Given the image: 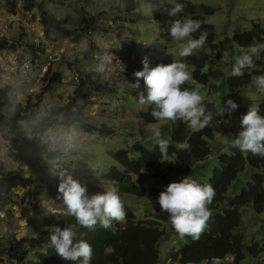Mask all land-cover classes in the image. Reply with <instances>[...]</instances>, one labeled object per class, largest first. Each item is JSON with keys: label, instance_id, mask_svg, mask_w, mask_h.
<instances>
[{"label": "rangeland", "instance_id": "rangeland-1", "mask_svg": "<svg viewBox=\"0 0 264 264\" xmlns=\"http://www.w3.org/2000/svg\"><path fill=\"white\" fill-rule=\"evenodd\" d=\"M34 1L42 3L47 13L61 21V25H66L72 34L63 35L58 32L50 19L45 21L46 27L41 26L43 17L37 8L31 11L35 15V18H32L35 28L28 31L22 25V20H26L30 14L26 11L28 3L25 0H0V30L7 28L3 38L15 45V50H3L0 53V89L10 87L14 100L23 106L29 99L31 105H34L37 97L43 96V113L68 105L79 84L74 78L77 77L80 81L83 75H91L95 83L106 87L103 93L92 95V105L86 110L91 125L101 131L87 135L80 126H58L38 138L40 150L47 152L46 156L24 153L27 149L23 141L32 140L27 126L22 125L21 136L9 129L0 131V176L18 172L25 174L27 179L40 180L46 186H58L59 176L63 172L71 174L85 184L89 194L114 186L125 205L136 215L137 222L143 223L157 216L167 219L163 224L167 235L159 245L160 264H181L169 262V259L173 252L181 249L184 238L174 232L168 214L160 210L154 196V190H164L167 182L179 181L188 176L171 174L169 168L177 159L166 156L159 167L146 169L140 175H132L136 186L148 193L147 197L143 198L122 194L121 187L110 182L107 175L114 167L125 171L112 158V153L128 151L130 157L137 161L140 155L135 151V146L141 145L150 150L158 148L154 137L157 130L161 132L162 138L169 141L168 151L170 147L175 146L170 122L148 124L141 118V115L151 108L138 103V92L144 90L143 79L139 80V89H135L131 84L137 83L134 73L143 69L141 61L144 57L148 58L149 66L154 67L151 59L153 51H166L178 61L185 58L178 55L180 42L174 41L168 34V27L174 19L186 18L184 11L177 17H169L167 9L170 5L167 0L163 1L162 7H159V2L157 7L144 10L139 9V0H135L136 10L132 14L125 12L121 0ZM186 1L199 6H212L217 10L214 15L207 16V22L216 26V42L220 46L217 54L221 55V59L217 64L208 63L204 73H224V77L213 79L209 86L200 87L201 94L205 96L204 103L216 109L212 125L215 135L213 140H209L210 159L197 162L189 175L205 184L210 182L215 170L220 167V157L230 155L234 148L231 141L241 130V115L246 114L252 103L258 106L264 103V93L258 92L254 84L249 88H240L234 93L228 85L235 57L248 50L234 44L233 37L252 31L255 22L264 29V0ZM145 2L147 3V0ZM82 19L87 21L89 27H84L79 32L78 26ZM90 31L92 34H89ZM128 47H133L137 56L128 52ZM106 51L114 56L113 63L104 74H97L94 69L98 57ZM202 51L212 53L210 48L204 45L193 55H200ZM28 59L33 61L29 87L34 92L31 95L27 94L25 80L19 71L12 72L9 68ZM258 60L264 58L253 57V65L244 69L243 75L258 69L264 74V66L259 67ZM188 71L192 77L193 69L188 68ZM47 72L51 75L61 74V84L50 86L49 80L44 81ZM188 84L196 85L193 77ZM228 99H232L239 107L231 114V123L225 125L223 121L229 119V116L227 113L222 115V112ZM257 173L264 175V169H255L250 165L246 167L231 187L219 214L231 209L233 201L248 190L251 177ZM31 193L30 187L10 193L3 192L4 203L0 204V243L3 245L14 239L33 240L43 233H49L45 227V218L54 214H67L62 201H51L44 195L34 201ZM240 213L242 224L235 230V235L244 237L246 255V259L240 264H264V253L259 258H254L249 252L254 245L264 248V213H258L252 205L241 208ZM212 215L215 216V213ZM0 264H6V261L0 258ZM200 264L237 263L234 257H229Z\"/></svg>", "mask_w": 264, "mask_h": 264}, {"label": "trees", "instance_id": "trees-1", "mask_svg": "<svg viewBox=\"0 0 264 264\" xmlns=\"http://www.w3.org/2000/svg\"><path fill=\"white\" fill-rule=\"evenodd\" d=\"M25 1L28 3L27 12L37 8L41 13L43 17L41 26L44 25L46 27L47 23L45 21L50 19L58 32H62L61 34L63 35L72 34L66 25H61V21L47 13V9L42 3L34 0ZM121 2L127 14L135 12V0H121ZM159 2L160 0H147L149 4L158 5ZM177 2L184 5L183 11L186 18L190 17L201 21V29L192 34L193 37L198 38L200 32L208 33L205 45L214 54L202 51L200 55H190L181 61L186 63L189 66L188 68L193 69L192 77L196 85L207 87L213 79L224 77V73L221 71L204 73L208 63L217 64L221 59V55L217 54L220 46L216 42V26L207 22V16L214 15L217 10L212 6H199L186 0H177ZM86 22L85 19L81 20L78 26L79 32L84 27H89ZM89 33L92 34L91 31ZM254 42H264V29L256 22L252 31L237 34L233 37V43L242 48H248ZM3 50H15V45L7 39H0V53ZM261 57L264 58V52L260 54L259 58ZM151 59L154 66L161 63L169 64L176 60L173 56H169L166 51L159 50L151 53ZM257 65L259 67L264 66V60H258ZM261 73L262 71L258 69L253 73L240 77H229L228 85L230 91L234 93L240 88H249L253 84L252 78ZM44 81H47L50 86L61 84L62 75H51L50 72H47ZM45 84L47 83L45 82ZM183 87L192 88L194 86L189 85L187 82ZM104 90H106V87L95 83L91 75H83L68 105L55 107L42 113L43 96L37 97L34 105H31L29 99L26 105L23 106L14 100L10 87L2 88L0 89V131L9 129L17 134L19 133V136H21L22 125L27 126L32 140L23 141L27 149L24 153L46 156L47 152L40 150L38 138L58 126H64L65 124L80 126L87 135H93L101 131V129L91 125L90 117L86 115V110L92 105V95L103 93ZM205 107L212 113L213 118L211 123L202 131L193 133L180 121L175 124L170 122L173 128L172 141L175 146L170 147L167 156L177 159L176 163L169 168L171 174L179 176L189 175L193 172L197 162H206L210 159L209 140H213L215 135L212 125L214 124L216 109L207 103H205ZM259 108L260 114L264 115V103ZM150 113L151 108L148 112L143 113L141 118L148 124L160 123ZM110 135H112L111 131ZM184 141H187L190 148L179 150L176 145ZM134 149L140 155V159L137 161L130 157L128 151L112 153V158L125 171L122 172L117 167H114L107 175V179L112 183L118 184L121 187L122 194L136 195L143 198L147 197L148 193L136 186L132 175H140L146 169L159 167L166 157L161 156L159 148L150 150L137 145ZM219 163L220 167L215 170L209 182L216 190V196L212 205H210L212 214L215 213V216L212 215L208 221L207 228L199 240H193L190 236L184 237V248L178 252H173L170 256L174 263L200 264L205 261L213 262L234 257L235 262L240 264L246 259L244 237L235 235V230L240 228L242 224L241 208L252 205L255 211L260 214L264 213V175L261 173L254 174L251 177L248 190H245L233 201L231 209L223 214L218 212L226 202L231 187L240 174L246 170V167L250 165L255 169H264V159L254 156L250 152H241L237 148H232L230 155H222L220 157ZM168 184L169 182L166 183V186ZM23 187L31 188V195L34 201H37L40 195L47 196L51 201H59L56 199L58 195L57 185L46 186L40 180L33 181L27 179L25 174L12 172L0 176V204L4 203L3 192L10 193ZM161 191L163 190H154L156 199ZM124 206L126 211L125 222L117 223L113 221L112 227L109 229L97 226L94 231H89L77 224L75 218L68 214H54L46 217L44 220L45 227L52 225L62 229L64 227H73L77 232V239L82 237L93 247V256L90 264H160L159 245L167 235L163 229V224L167 222V219L157 216L154 219L139 223L133 211L125 203ZM48 236L49 233L46 232L33 240L14 239L7 245L0 243V258L6 261V264H79L78 261H68L59 257L55 253L54 248L50 246ZM249 252L252 257L259 258L264 253V248L254 245L249 249Z\"/></svg>", "mask_w": 264, "mask_h": 264}, {"label": "clouds", "instance_id": "clouds-1", "mask_svg": "<svg viewBox=\"0 0 264 264\" xmlns=\"http://www.w3.org/2000/svg\"><path fill=\"white\" fill-rule=\"evenodd\" d=\"M170 7L167 9L169 17H177L184 10V5L176 0H167ZM160 0L159 7H162ZM157 7L150 5L145 0H139V9H151ZM201 29V21L190 17L174 19L168 27V34L179 43L180 57H188L201 49L207 41V32H200L198 38L192 34ZM264 51V43L254 42L248 50L235 57L231 68L233 77H240L244 69L250 68L253 57L259 58ZM114 56L106 51L98 57V63L94 71L104 74L113 63ZM143 69L136 71L134 76L137 83L131 84L135 89L140 88L139 80L143 79L144 90L138 92V103L151 107V116L158 122L177 121L184 123L191 132L202 131L212 121V113L205 107V96L200 92V85L192 88L183 87L191 81V73L184 62L173 60L169 64H157L149 66L148 58L141 61ZM252 83L260 93H264V74L254 76ZM238 104L228 99L223 106V112L229 119L223 123H231V114L238 108ZM241 130L231 141V146L241 152H250L254 156L264 159V115L260 114V108L252 103L246 114L240 117ZM154 137L162 157H166L169 141L162 138L159 130ZM176 147L179 150H187L190 145L187 141L179 142ZM57 200L62 201L66 213L75 218L81 227L94 231L97 226L104 229L112 227L113 221L123 223L126 220L124 202L116 187H108L104 190L89 194L87 186L71 174L61 173L57 189ZM216 196V190L210 183L201 184L191 175L185 176L179 181L170 182L161 191L157 203L162 212H166L175 232L181 237L190 236L193 240H199L208 226L212 217L210 205ZM49 243L55 253L64 260L90 264L93 256V247L82 237L77 239V232L73 227L63 229L52 225L47 227Z\"/></svg>", "mask_w": 264, "mask_h": 264}, {"label": "built area", "instance_id": "built-area-1", "mask_svg": "<svg viewBox=\"0 0 264 264\" xmlns=\"http://www.w3.org/2000/svg\"><path fill=\"white\" fill-rule=\"evenodd\" d=\"M28 13H30V14L26 18V20H22V25H23V28L30 31V30H34V28H35L34 23L32 22V18L33 17L35 18V15L31 12H28ZM5 29H7V28H1V30H0V35H2V36H0V38H2V39H5V38H3L6 35V34H4ZM89 34H91V33H89ZM32 63H33L32 59H28V60H24L18 66L13 65V66L9 67L12 72H16L17 70L19 71L20 75L25 80V84H26V88H27V94H29V95L33 94V92H34L33 89L31 87H29V85L31 84L30 77L32 74ZM74 81L77 84H78V82H80L77 77L74 78Z\"/></svg>", "mask_w": 264, "mask_h": 264}, {"label": "crops", "instance_id": "crops-1", "mask_svg": "<svg viewBox=\"0 0 264 264\" xmlns=\"http://www.w3.org/2000/svg\"><path fill=\"white\" fill-rule=\"evenodd\" d=\"M126 50H128V52H131V53H134L133 54V56H137V51L136 50H134L133 49V47H128V48H126ZM142 53V52H141ZM141 56H142V54H141ZM125 64V63H124ZM184 248V244H182V247H181V249H183ZM180 249V250H181ZM180 250H178V251H180ZM178 251H176V252H178ZM172 260H171V258L169 259V262H171Z\"/></svg>", "mask_w": 264, "mask_h": 264}, {"label": "bare ground", "instance_id": "bare-ground-1", "mask_svg": "<svg viewBox=\"0 0 264 264\" xmlns=\"http://www.w3.org/2000/svg\"><path fill=\"white\" fill-rule=\"evenodd\" d=\"M82 78V77H81Z\"/></svg>", "mask_w": 264, "mask_h": 264}]
</instances>
